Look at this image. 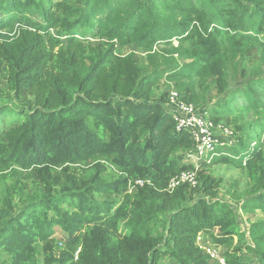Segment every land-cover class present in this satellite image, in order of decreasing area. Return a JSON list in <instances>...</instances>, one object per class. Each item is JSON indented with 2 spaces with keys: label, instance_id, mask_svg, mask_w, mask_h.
<instances>
[{
  "label": "trees",
  "instance_id": "16d2710c",
  "mask_svg": "<svg viewBox=\"0 0 264 264\" xmlns=\"http://www.w3.org/2000/svg\"><path fill=\"white\" fill-rule=\"evenodd\" d=\"M87 35L99 44L84 47ZM131 45L144 51V65L133 53L118 55ZM254 50L264 64V0H0V264H38L37 244L42 264H210L199 234L216 246L246 234L245 252L229 264H248L247 253L264 264V218L244 234L218 200L189 202L185 185L166 191L171 178L193 170L178 168L170 153L193 143L150 99L165 80L179 102L231 130L234 143L215 162L247 170L250 197L239 208L264 216V144L251 137L264 125L237 136L199 105L209 81L225 92L230 65ZM263 80L244 93L255 112ZM105 164L119 175L112 182L102 176ZM135 179L151 186L128 194ZM203 181V196L215 197L216 183ZM121 221L128 236L118 233ZM55 228L67 237L58 256ZM216 228L223 234L213 236Z\"/></svg>",
  "mask_w": 264,
  "mask_h": 264
},
{
  "label": "rangeland",
  "instance_id": "374dc122",
  "mask_svg": "<svg viewBox=\"0 0 264 264\" xmlns=\"http://www.w3.org/2000/svg\"><path fill=\"white\" fill-rule=\"evenodd\" d=\"M33 20L40 22V19L36 16L31 17ZM80 43L84 47H95L99 44L98 40H95L94 37L91 35H87L84 38H81ZM129 53H133L135 58L139 61L141 65L145 64V53L141 49L136 48L134 45L126 46L124 48H120L118 51V55L125 56ZM252 53L255 54L253 58H236L233 63L230 65L228 77H227V88L225 92L222 94L217 93V89L214 83L210 80V89L206 92L204 97V102L200 103L199 105L206 106L209 111L215 112L220 116L219 119L223 118L219 122L220 124L226 123L234 128L237 136L243 134L241 128L246 127L250 129L254 126L264 125V100L262 107L258 108L257 112L252 110L246 101V97L244 93L248 85H255L257 81L264 79V64L259 61V52L254 50ZM264 81V80H263ZM5 83L3 79V75L0 76V89L4 88ZM170 89V83L167 81L162 80L157 85L156 89L153 90V94L151 95V101L158 102L161 101L164 107L168 109L169 106V99H168V90ZM263 90L258 88V92L261 93ZM232 98L230 105L228 106L227 113L222 111L223 105L227 100ZM197 107V106H196ZM195 107V108H196ZM201 107H197L196 109L199 110ZM169 110V109H168ZM172 120L171 113L168 114ZM212 120V117H211ZM174 121V120H173ZM213 121V120H212ZM213 123L218 124L213 121ZM257 133L260 136V143L261 145L264 144V126L261 129H257L251 131V137H254ZM190 141V140H189ZM194 150V146L191 148L190 151L185 153L175 152L172 151L169 155V159H176L180 157L179 167H187L196 170L197 178L199 185L196 190H189L187 198L190 200H197L201 198H206V200L213 201L218 200L222 204L228 206L232 212L234 217L236 218L237 226L239 227L241 233L244 234L247 232V228L251 223H255L261 218H264L263 215L260 213H252L246 214L242 213L240 210V202H244L249 199V189L250 186L248 185V178H247V170L243 167H239L233 164H224L222 162L216 161L210 165H206L203 167H198L195 164L190 162L189 156L192 154ZM189 152V153H188ZM92 165V164H91ZM90 165V166H91ZM90 166H86L85 168H89ZM93 170L90 168L85 173L81 175L83 177H87ZM105 176L104 179L112 182L115 178L119 177L118 173L111 167L110 165L105 164V170L102 172V176ZM203 177H209L213 180V183H216V187L213 190L215 193V197L211 198L208 196H203L202 189H203ZM138 180H128L127 183V193L133 194L135 193L138 188L135 187L134 182ZM159 219H162L161 215H158ZM156 227V226H155ZM55 236L53 240V253L58 256V254L64 250V246L67 240L66 235L58 228L54 229ZM154 234L160 233L161 229L157 228L156 230L152 231ZM224 231L218 230L217 228L212 231L213 236L222 235ZM118 233L120 236H128L130 231L127 227L126 222L121 221L118 224ZM201 237L200 242H197L199 247H214L217 251V255L220 259H223L226 264H229V261L233 260V253L240 252L239 254H243L245 251L244 239H247V235L245 237H239L237 235H233L231 238L226 239L227 242H222L219 245H214L211 237L208 235L199 234ZM198 236V237H199ZM204 252V251H203ZM35 253L36 259L38 264L43 263V251L41 248V244H37L35 246ZM78 250L75 253L77 255ZM205 253V252H204ZM206 254V253H205ZM249 258L246 259L248 264H256L254 260L253 254L247 253ZM3 258V257H1ZM76 258V257H75ZM162 264H175L173 261L169 259H161ZM210 264H217L216 262L210 260Z\"/></svg>",
  "mask_w": 264,
  "mask_h": 264
},
{
  "label": "built area",
  "instance_id": "2783aa9c",
  "mask_svg": "<svg viewBox=\"0 0 264 264\" xmlns=\"http://www.w3.org/2000/svg\"><path fill=\"white\" fill-rule=\"evenodd\" d=\"M3 73V66L0 63V74ZM169 91V112L176 123L178 131L187 132L193 143L194 150L189 156L190 162L199 167L200 164L210 165L218 157V151L224 147L233 145V133L230 129L223 126H214L207 116V113L197 110L189 104L178 101L174 85L170 86ZM135 187L142 188L145 185L151 186L149 180L138 179L134 182ZM187 186L188 190L197 189L199 183L196 170L182 171L167 184L166 191L172 193L181 186ZM201 237L197 238L200 242ZM217 264H226L223 259L217 255L214 247H200Z\"/></svg>",
  "mask_w": 264,
  "mask_h": 264
}]
</instances>
